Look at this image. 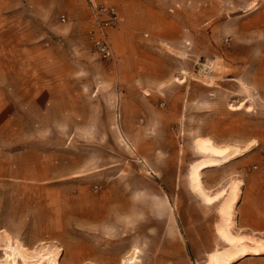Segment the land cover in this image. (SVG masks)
Here are the masks:
<instances>
[{
	"label": "rangeland",
	"instance_id": "obj_1",
	"mask_svg": "<svg viewBox=\"0 0 264 264\" xmlns=\"http://www.w3.org/2000/svg\"><path fill=\"white\" fill-rule=\"evenodd\" d=\"M208 29L214 36L213 28ZM86 33L79 28L69 39L52 33L49 39L35 46L1 45L4 103L0 116L18 118L15 127L24 137L35 134L36 178L42 176L39 161L44 156L51 171L58 174L66 170L68 176L79 174L67 180L88 186L90 190L97 186L101 189L123 186L133 196L138 187L144 186L149 194L161 192L167 199L115 203L108 235L84 226L68 230L67 235L62 236L65 240L62 243L60 236L51 237L41 227L46 215L40 196L45 190L44 184L34 183V227H30L28 221L31 220L26 219V204L8 203L6 207L14 212H7L8 222L19 236L12 237L4 231L6 237L0 238V248L6 251L5 255L0 253V258L5 257V261L0 264H231L236 258L233 264H264V254L253 255L260 254L264 246H235L232 250L211 254L194 251L209 248L211 241L217 239L212 238L209 229H193L202 221L196 223L186 219L188 212L208 220L214 214L197 201L189 203L192 198L187 190L189 170L203 157L196 146L197 138L210 131L216 135L221 132L226 136L223 143L233 144L238 133L245 131L252 121L258 122L261 131L264 128V85L260 83L257 89L245 75L233 80L229 75L231 70L244 67L240 62H232L229 56L210 66L206 65V58H198L195 69L199 75L195 80L202 85L200 74L204 70L211 72L204 81L210 83L212 91L218 89L220 72H225L223 77L226 78L222 79L227 86L211 97L216 108L211 114L195 110L198 117L210 114L214 123L209 124L208 118L192 119V110L187 109L185 101L181 106L170 102L161 107L158 105L163 100L160 93H151V97L158 96L152 104L128 99L124 108V97H135L134 93L125 94L124 91L133 85L139 89V79L134 80L129 72L121 70L118 54L116 61L101 59ZM184 38L187 40V36ZM146 39L136 44L141 52H153L158 63L161 55L167 52L189 67L193 66L187 48L177 50L161 41L153 44ZM223 49L230 51V37L224 40ZM181 81L180 74L173 78L174 83L181 84ZM201 85L197 87L202 89ZM14 86L19 88L18 92L7 89ZM251 102L254 105L258 102V107L252 108ZM218 106L224 109L221 110L224 112L221 118L225 121L222 124L217 123ZM177 114L179 121H173ZM202 142L211 145L204 147ZM198 145L210 157L193 167L191 182L210 203L219 197H212L205 191L202 171L227 162L241 150L237 148L231 152L230 147L218 146L209 138H199ZM236 194V187L232 186L221 207L225 225H219L218 230L225 235ZM228 238L236 240L230 234ZM76 244L91 249L92 256L82 258L76 254L73 251ZM221 247L225 246L221 243Z\"/></svg>",
	"mask_w": 264,
	"mask_h": 264
},
{
	"label": "crops",
	"instance_id": "obj_2",
	"mask_svg": "<svg viewBox=\"0 0 264 264\" xmlns=\"http://www.w3.org/2000/svg\"><path fill=\"white\" fill-rule=\"evenodd\" d=\"M96 2L117 8L121 23L112 32L111 40L116 56L119 55L121 70L129 72L134 80L139 79V89L134 88L135 85H133L130 90L124 91L125 94H135L133 98L132 96L124 97V108L128 99L152 104L158 96L151 97V93H160L163 100L158 102V105L161 107H166L170 102L181 106L185 101L187 109L192 110V119L208 118L209 124L214 123L210 114L211 110L216 108V104L211 97L215 94L214 92L220 94L221 89L227 86L222 79L226 78L223 77L225 72H220L222 77H219L218 89L212 91L210 83L204 81V78L211 76V72L204 70L202 75L200 74L203 77L202 85L200 81L195 80V76L199 75L195 69L198 58H206L205 61L208 62L206 65L210 66L211 63H219L221 59L229 56L232 62H240L245 68V70L244 68L232 69L229 75L233 80L245 75L250 77L252 86L257 89L260 83L264 85V0H96ZM62 16H66L68 21L63 23L60 20ZM93 24L88 0H0V46L3 44L35 46L49 39L52 33L57 37L69 39L77 33L79 28L88 34ZM209 27L213 28L214 36L210 35ZM228 37H230L231 49L226 52L223 47L224 40ZM144 38L145 41L149 38L153 44L161 41L177 50L187 48L189 55L191 54L190 60L193 66L189 67V64L174 58L167 52L161 55V64L158 63V58L153 52H141L140 46L136 44V41H143ZM178 74L182 77L181 84L173 82V78ZM1 78L0 65V109L3 108L4 103V86ZM200 85L202 89L197 87ZM7 89L12 92L19 91L16 86ZM257 104L258 102L256 105L251 102V107H258ZM218 109V122L217 120L215 122L225 123L221 118L224 113L221 110L224 109L220 106ZM195 110L210 114L198 117L195 115ZM179 117V114L175 115L173 121H179ZM163 121L161 120V123H164ZM17 124L18 118L0 116L1 239L6 237L4 231L12 237L19 236L8 222L7 212H12L6 207L9 202L11 205H18L20 202L26 204V219H30L29 225L34 227L32 220L35 214L34 183L44 184L45 190L44 195L40 196V200H44L43 210L46 215L41 227L51 237L60 236L59 241L62 243L65 241L62 236L65 237L68 230L75 231L76 228L84 226L94 232L108 235L111 231L110 221L114 219L112 214L115 203L120 204L124 200L129 204L130 200L167 199L161 192L149 194L144 186L138 187V191H135L133 196L130 190L123 186V188L110 186L102 189L97 186L95 190H90L88 186H81L80 183L67 180L79 174L68 176L66 170L58 171V174L51 171L49 161L44 156L40 157L39 161L42 176L36 178L33 143L35 134L32 133L30 137L27 134L24 137L18 127H15ZM206 134L199 138H209L218 146L230 147L231 152L237 148L241 151L229 158L227 162L207 167L202 171L205 191L212 197H219L218 200L209 203L194 189L191 182L193 167L210 157V154L199 148V138L196 140L198 152L203 157L193 163L189 170L187 190L192 198L188 199L189 203L193 200L209 207L214 214L208 220L205 216H196L188 212L186 219L196 223L202 221L200 225L195 224L193 229H209L212 238L217 240H212L209 248H196L194 251H206L211 254L216 251L232 250L235 246L263 247L264 128L260 131L258 122L252 121L245 131L238 133L235 143L229 145L223 143L226 136L221 132L217 135L211 131ZM18 141H24V143L20 144ZM212 174L215 175L212 176L214 178L210 177ZM232 186L236 187L237 196L233 202L227 235H232L236 240H231L218 230L219 225H225L221 207L227 200ZM188 209H190L189 206ZM221 243L225 247L222 248ZM5 251L0 248L1 254L5 255ZM73 251L82 258L93 254V251L83 244H76ZM261 254H264V248H261L260 254L253 255ZM4 261L5 257H1L0 263ZM79 261L83 262L82 259Z\"/></svg>",
	"mask_w": 264,
	"mask_h": 264
},
{
	"label": "built area",
	"instance_id": "obj_3",
	"mask_svg": "<svg viewBox=\"0 0 264 264\" xmlns=\"http://www.w3.org/2000/svg\"><path fill=\"white\" fill-rule=\"evenodd\" d=\"M88 3L94 24L89 29L87 38L101 59L116 61L111 34L121 23L120 14L115 6L100 4L96 0H88ZM61 21L67 22V17L62 16Z\"/></svg>",
	"mask_w": 264,
	"mask_h": 264
},
{
	"label": "bare ground",
	"instance_id": "obj_4",
	"mask_svg": "<svg viewBox=\"0 0 264 264\" xmlns=\"http://www.w3.org/2000/svg\"><path fill=\"white\" fill-rule=\"evenodd\" d=\"M201 144H202V146H204V147H206V146H208V145H211V143H209V142H205V143L202 142Z\"/></svg>",
	"mask_w": 264,
	"mask_h": 264
}]
</instances>
